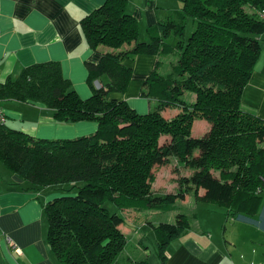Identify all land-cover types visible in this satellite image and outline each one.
<instances>
[{"label": "trees", "instance_id": "16d2710c", "mask_svg": "<svg viewBox=\"0 0 264 264\" xmlns=\"http://www.w3.org/2000/svg\"><path fill=\"white\" fill-rule=\"evenodd\" d=\"M127 3L107 0L81 21L89 46L103 54L98 63L86 64L88 98L78 94L58 62L36 63L0 82L1 101L42 103L59 122L98 124L95 133L75 138L34 137L0 125L1 163L25 189L56 194L45 204L48 242L63 264H117L128 245L124 214L131 217L134 209L167 211L191 193L226 207L230 218L252 216L264 202V120L242 108L261 52L264 0H182L179 10L160 14L146 40ZM172 53L170 72L156 67L142 88L146 98L157 97L155 109L140 113L110 96L129 87L133 69L122 62L125 57ZM187 92L194 101L186 100ZM172 107L181 109L165 117ZM201 118L211 126L196 138L191 128ZM165 135L170 140L161 144ZM172 158L191 174L177 178V194L153 191V166ZM111 206L123 214L112 213ZM150 222L166 264L169 245L190 221L179 212L173 222ZM125 264L151 262L141 256Z\"/></svg>", "mask_w": 264, "mask_h": 264}, {"label": "crops", "instance_id": "0c3cea01", "mask_svg": "<svg viewBox=\"0 0 264 264\" xmlns=\"http://www.w3.org/2000/svg\"><path fill=\"white\" fill-rule=\"evenodd\" d=\"M106 1L0 0V82L18 77L26 67L36 63L58 62L78 94L88 98L92 85L86 64L98 63L103 54L89 46L81 21ZM127 1L126 11L137 20L143 40L157 29L162 12L179 10L182 6V0ZM260 41L261 52L243 91L242 106L264 120V32ZM132 57L122 61L133 69L127 91L110 96L133 98L135 104L129 105L145 111L151 101L146 107L139 96H144L143 85L158 67L159 57L152 54ZM0 109L8 118L7 125L12 120L10 128L34 137L75 138L91 135L98 128L95 121L59 122L42 103L0 100ZM20 182L21 178L0 161V264H63L48 242L45 204L56 194L25 189ZM203 193L200 189V195ZM191 202L184 211L190 226L169 245L166 264H264V202L252 216L239 214L229 218L224 207V217L220 215L215 224L210 217L217 211H201L197 203ZM173 212L175 217L177 210Z\"/></svg>", "mask_w": 264, "mask_h": 264}, {"label": "rangeland", "instance_id": "374dc122", "mask_svg": "<svg viewBox=\"0 0 264 264\" xmlns=\"http://www.w3.org/2000/svg\"><path fill=\"white\" fill-rule=\"evenodd\" d=\"M192 26L189 25V31L191 30ZM150 38V34L148 33V38ZM160 57V64H158L157 70L160 73H168L171 70V61L176 59L175 54H161ZM133 58V57H130ZM104 80V78H103ZM98 81V80H97ZM97 81H95V85H97ZM99 82V81H98ZM132 89V88H131ZM112 94V93H111ZM127 95V93H126ZM135 98V97H134ZM185 98L187 101H194L195 94L192 92H187L185 95ZM128 104L134 105L135 101L133 98H129ZM139 100L141 103H144L146 107L149 106V100L151 101V106L149 109H145V111H142V109H137L140 113H146L150 111L151 109H155L157 97H152V99H148L145 96H139ZM134 108V107H133ZM242 108L246 110L243 106ZM180 107H172L167 108L164 111V115L167 118L174 117L177 115L180 111ZM9 127H13L12 120L8 123ZM211 124L204 118L194 120L192 128H191V134L198 138L202 137L209 129ZM170 136H162L160 143L163 144L165 141H169ZM261 145H264V142L261 143ZM199 151H196V154H198ZM153 172L156 176L155 181L152 184L153 191L161 192V193H173L177 194L179 186L177 182V178L184 175H190L191 170L185 167H177V161L172 158L171 163L169 164H155L153 166ZM44 193L52 194V189L43 188L42 189ZM189 195V196H188ZM185 197L184 201H187L189 197H192L188 203H183V200L177 199L175 203L172 204V208L169 210L164 209H156V208H149V209H140L135 210L131 217H128L124 214L125 223L122 226L123 232L126 234L128 245L127 248L119 255L120 261L118 259L117 264H125L128 257L131 259L139 258L141 256H147L149 258V261L151 264H158V262H161L160 256H159V246H158V240L156 237V234L154 232V229L151 227V222L159 223V222H173L175 220L174 217V210H177V213L182 212L186 210V206L191 204L194 205V203H197L199 206V210L206 211L207 209H212L217 212H214L215 214L212 215L211 220L212 222L218 223V219L220 215H223L224 206L212 203V202H206V201H200L195 198L193 194H188ZM192 195V196H191ZM53 196V194H52ZM52 198V197H51ZM196 199V202L194 200ZM223 208V210H222ZM111 212L112 213H120L123 214L124 210L121 208L111 206ZM194 212L196 210L194 209ZM176 213V214H177ZM186 214V213H185ZM129 220V222H128ZM229 225L232 224V222L229 221ZM222 230V229H221ZM229 235V232L227 233ZM176 240V239H175ZM173 240V241H175ZM172 241V242H173Z\"/></svg>", "mask_w": 264, "mask_h": 264}, {"label": "built area", "instance_id": "2783aa9c", "mask_svg": "<svg viewBox=\"0 0 264 264\" xmlns=\"http://www.w3.org/2000/svg\"><path fill=\"white\" fill-rule=\"evenodd\" d=\"M259 15H260L261 20H263V22H264V8L261 9ZM7 120H8V118H7L6 114L4 113L3 110L0 109V125L6 124Z\"/></svg>", "mask_w": 264, "mask_h": 264}, {"label": "water", "instance_id": "95a60500", "mask_svg": "<svg viewBox=\"0 0 264 264\" xmlns=\"http://www.w3.org/2000/svg\"><path fill=\"white\" fill-rule=\"evenodd\" d=\"M99 84V82H97Z\"/></svg>", "mask_w": 264, "mask_h": 264}]
</instances>
